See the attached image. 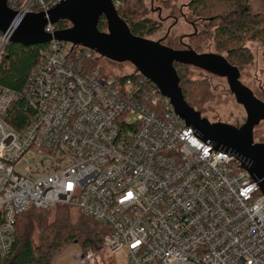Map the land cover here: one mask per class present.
Listing matches in <instances>:
<instances>
[{
  "label": "built area",
  "instance_id": "built-area-1",
  "mask_svg": "<svg viewBox=\"0 0 264 264\" xmlns=\"http://www.w3.org/2000/svg\"><path fill=\"white\" fill-rule=\"evenodd\" d=\"M62 1L8 0L11 33ZM48 44L21 93L0 85V257L19 215L69 206L107 230L76 264L122 249L132 264H264V195L239 159L199 138L137 70L116 77L90 49ZM21 99L33 115L18 132L8 120Z\"/></svg>",
  "mask_w": 264,
  "mask_h": 264
},
{
  "label": "water",
  "instance_id": "water-1",
  "mask_svg": "<svg viewBox=\"0 0 264 264\" xmlns=\"http://www.w3.org/2000/svg\"><path fill=\"white\" fill-rule=\"evenodd\" d=\"M107 21V31L98 28L101 18ZM16 18L8 0H0V33L6 35ZM68 22L71 27L46 33L48 25ZM53 39L82 46L114 63L131 64L160 93L169 98L175 112L192 127L196 135L216 150L235 156L243 168L260 186L264 195V144L255 143L254 130L264 122V102L241 82L240 70L226 57L200 54L192 49L174 50L132 34L128 24L118 15L113 0H64L47 14L28 15L10 34V42L26 47L48 43ZM175 64L201 69L225 78L231 93L246 114L241 128L223 123H210L190 107L183 96Z\"/></svg>",
  "mask_w": 264,
  "mask_h": 264
},
{
  "label": "trees",
  "instance_id": "trees-1",
  "mask_svg": "<svg viewBox=\"0 0 264 264\" xmlns=\"http://www.w3.org/2000/svg\"><path fill=\"white\" fill-rule=\"evenodd\" d=\"M132 1L138 0H114L115 4L118 3V15L128 24L133 35L144 38L153 34L155 23L131 19V15L136 14L128 13ZM248 1L193 0L189 4L192 16L215 28L214 41L217 49L226 52L228 62L235 67L252 60L250 51L245 47L246 41H258L264 45V13L253 12ZM70 27L68 22L55 25L57 31ZM98 28L101 32L107 31L104 17L101 18ZM205 35L196 33L194 37L197 39ZM48 45L45 43L26 47L8 43L0 59V85L21 93L30 74L39 65L41 53ZM89 64L94 67L96 62ZM189 67L175 64L184 99L195 109L207 100L210 91L207 84L188 78L186 71ZM146 88L153 89L154 85L146 82ZM32 115V110L21 99L11 108L8 122L13 129L20 132L27 126ZM73 209L69 206H58L49 210L31 208L19 215L16 219L14 246L8 257H0V264H53L54 259L72 245L79 246L84 252L101 250L107 230L94 219L87 218L80 212L74 213Z\"/></svg>",
  "mask_w": 264,
  "mask_h": 264
},
{
  "label": "rangeland",
  "instance_id": "rangeland-1",
  "mask_svg": "<svg viewBox=\"0 0 264 264\" xmlns=\"http://www.w3.org/2000/svg\"><path fill=\"white\" fill-rule=\"evenodd\" d=\"M138 1H132L129 6V14H138L131 15V19L149 20L155 23L156 27L153 34L144 36L145 39L160 42L176 50L192 49L200 54H217L227 58V53L219 51L215 44V28L192 16L189 4L193 0ZM248 5L253 12L264 13V0H249ZM196 33L206 35L196 39L194 37ZM245 47L250 51L252 60L237 66L240 70L241 82L264 102V45L258 41H246ZM101 62L104 70L116 77L136 72V69L129 63L118 64L105 58ZM186 72L191 81L208 85L210 94L207 100L195 107L203 118L208 119L210 123H223L236 128H241L246 123L247 114L244 108L237 103L225 78L194 67H189ZM254 139L255 143L264 144V122L255 128ZM26 171L27 168L24 172ZM73 212L79 211L73 209ZM81 251L83 250L79 246L72 245L58 255L53 264H76L77 254ZM97 258L98 264H132L125 249L114 253L104 251L98 254Z\"/></svg>",
  "mask_w": 264,
  "mask_h": 264
},
{
  "label": "bare ground",
  "instance_id": "bare-ground-1",
  "mask_svg": "<svg viewBox=\"0 0 264 264\" xmlns=\"http://www.w3.org/2000/svg\"><path fill=\"white\" fill-rule=\"evenodd\" d=\"M11 33V31H9V33L8 34H10Z\"/></svg>",
  "mask_w": 264,
  "mask_h": 264
}]
</instances>
